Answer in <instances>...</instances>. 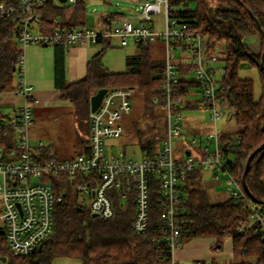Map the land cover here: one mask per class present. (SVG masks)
<instances>
[{
  "label": "built area",
  "instance_id": "obj_1",
  "mask_svg": "<svg viewBox=\"0 0 264 264\" xmlns=\"http://www.w3.org/2000/svg\"><path fill=\"white\" fill-rule=\"evenodd\" d=\"M46 1L0 0V18L14 17L18 21L16 41L23 50L15 68L16 88L13 92L24 97V104L13 112L7 124L0 120V132L8 136V145L0 146V224L9 251L15 255H28L50 238L55 205L63 198L66 183H69L96 217L113 219L116 216L115 194L118 193L123 201L130 200L134 211L131 228L137 236H144L150 230L151 198L152 192L156 191L162 210L153 242L169 257L170 264H179L175 252L183 241L181 185L187 174L198 166L210 172L217 184L226 183L228 197L234 203L245 200L249 214L240 222L239 231L253 227L254 231L263 232L264 238V206L248 196L243 176L233 172L234 157L241 150L242 135L239 132L224 134L215 125V130L204 133L199 142L196 137L190 140L184 158L175 159L173 153V137L182 134L178 121L190 91L198 89L200 97L196 102L211 110L214 124L228 113L219 89L225 66H215L222 59L218 45L215 52H210L209 36L198 31L190 19L180 17L178 12L183 7L172 5L170 0L142 1L137 23L122 18L117 24L110 20L93 28L56 26L51 30H35L34 23L39 27L37 6ZM159 13L164 15L162 30L156 28L153 20ZM114 37L119 38L122 45L131 40L136 45H148L159 38L164 42V67L160 74L164 94L162 98L154 96L153 101L165 113L167 133L163 138L157 136V151L144 153L142 158H134L124 150L118 154L107 152L105 141L108 138L132 135L118 119L131 112L135 90L114 86L107 88L99 107L90 110L89 149L86 152L66 159L40 154L29 138V129L34 123L33 109L40 103V98L26 80L24 47L37 43L87 45ZM181 65L185 68L183 75ZM182 76L195 84L186 94L179 92ZM38 147H43L42 141ZM187 150L190 154H186ZM45 175L50 176L48 181L43 180ZM35 178L40 180L33 181ZM52 179L59 181V192ZM191 264H203V261ZM249 264H258L257 256L251 257Z\"/></svg>",
  "mask_w": 264,
  "mask_h": 264
},
{
  "label": "trees",
  "instance_id": "obj_2",
  "mask_svg": "<svg viewBox=\"0 0 264 264\" xmlns=\"http://www.w3.org/2000/svg\"><path fill=\"white\" fill-rule=\"evenodd\" d=\"M241 1L243 3L239 0H170V3L182 6L178 15L190 19L198 31L209 36L210 52H215L218 44H222L226 51L225 58L221 59L225 72L219 79L220 95L225 99L224 108L240 125L237 132L242 135L241 150L234 157L233 172L243 176L249 155L259 148L245 178L253 196L264 201V35L261 31V27L264 29V0ZM87 3L88 0H74L62 5L61 2L56 4L53 0H47L37 6L40 27L47 30L59 24L86 25ZM121 15L124 13L110 12L102 20L106 22ZM55 18H60V22L57 23ZM17 22L14 17L0 18V95L16 88L15 68L23 52L16 41ZM247 35L261 37L263 50L260 54L250 50L245 42ZM99 42L103 47L88 61L85 78L74 83H67L65 80L63 45L55 46V85L61 96L70 99L74 105L90 114V99L98 89L114 86L133 88L149 106L148 110L151 109L152 98L155 95L162 98L164 94L160 79L164 57H153V43L137 44L139 51L127 56L126 70L112 71L102 61L103 53L111 43L104 38ZM244 62L257 67L260 72L262 95L258 100L254 95L253 80L239 76V68ZM180 71L183 75L184 66L181 65ZM193 85V82L182 76L179 92L186 94ZM0 120L7 124L9 119L0 117ZM137 138L143 154L157 151L159 142L155 139L142 135L140 130L137 131ZM7 145L8 136L0 132V146ZM88 149L89 145L86 150ZM204 174V170L198 166L187 174L181 185L184 218L182 238L215 237L221 241L225 237H231L234 256L239 259L237 264H249L253 256H257L258 264H264L263 232L254 231L253 227L239 231L240 222L246 220L249 214L245 200L239 203H234L229 197L212 200L203 183ZM54 185L59 192L57 179ZM114 197L116 216L113 219L96 217L79 199L77 192L66 183L65 194L55 205L52 233L43 243L42 250L37 249L28 255L11 253L0 224V256L7 257V264H51L58 256L79 258L83 264H148L140 258V252L136 250L139 247L144 258L151 255V264H159L162 260L170 264L169 257L153 242L162 210L157 192H152L150 230L144 236H137L132 231V202L121 200L118 193ZM256 203L264 206L262 202Z\"/></svg>",
  "mask_w": 264,
  "mask_h": 264
},
{
  "label": "rangeland",
  "instance_id": "obj_3",
  "mask_svg": "<svg viewBox=\"0 0 264 264\" xmlns=\"http://www.w3.org/2000/svg\"><path fill=\"white\" fill-rule=\"evenodd\" d=\"M56 4L60 3L59 0H53ZM74 0H67L62 3V5H67L72 3ZM144 0H88L87 3V25H91V21L96 19L99 13L104 11L122 12L125 15L133 16L132 14H138L141 2ZM91 14V16L89 15ZM164 15L159 13L153 17L155 21L156 28L162 30L164 27L163 23ZM151 23H154L153 21ZM114 24H117L114 22ZM33 27L38 30L39 27L34 23ZM35 46H43L40 43L32 44L24 47L25 56V74L26 78L29 71V49L35 48ZM51 46V45H48ZM93 47L95 51L100 50L103 46L100 43H95L88 45ZM45 48V47H44ZM222 50V47H220ZM225 50V49H224ZM263 50V46H262ZM139 51V47L131 40L129 44L122 45L118 42L116 38L112 39V44L106 47L105 52L102 56L103 63L112 71H124L126 70V59L128 55L135 54ZM164 42L162 38H159L152 44V55L154 58L160 59L164 57ZM224 51H222L223 53ZM262 52V51H261ZM42 57L44 53L41 54ZM217 67H224V62L222 60L215 63ZM220 74L217 77L220 78ZM239 76L242 78L252 79L254 82V95L258 100L262 95V83L260 80V72L257 67H253L247 62L242 63L239 68ZM135 90L132 97V110L129 114H123L118 119V122L123 125L125 129L132 132L129 137H119V138H108L106 142L107 152L112 151L113 153H120L121 151H126L129 155L134 158H142L143 152L140 147V143L136 141L137 131L140 130L142 135L150 137L159 142V138L166 136V117L161 106L153 101L151 109L148 107L143 100L139 92ZM156 96V95H155ZM200 95L198 89L195 88L189 92L187 99L196 101L199 99ZM3 110L0 108V113ZM44 121L40 118H36L35 124L29 129V138L34 140H42L44 143L42 150H49L51 156L58 159H66L75 157L79 155L82 151L81 149L89 141L90 137V115L87 111L80 108L78 105H73L72 107L59 108L57 110H52L49 113L42 115ZM179 125L181 127L182 134L175 135L173 137V153L175 159H182L185 157V150L190 145V140L199 138L203 133H208L217 127L219 132H233L240 129V125L237 123L235 117L226 113L223 117L219 118L214 124L211 119V110L200 105L194 107L193 104H184L180 117ZM216 125V127H215ZM32 138H31V136ZM225 134V133H224ZM137 138V139H136ZM199 145V144H198ZM41 149L38 151L40 152ZM50 176H43V180L48 181ZM39 178L33 179V181H39ZM55 181L54 179H52ZM0 181L2 177L0 176ZM50 182V181H49ZM264 183V178H263ZM74 189V188H73ZM75 190V189H74ZM76 191V190H75ZM209 194L214 201H218L229 196L227 191V185L225 182L217 184L213 189H209ZM1 208V200H0ZM191 237H187L189 239ZM200 240L205 239L210 242L209 253L204 258L203 264H230L231 254L233 250V241L231 237H225L221 241H218L215 237H198ZM139 240V239H136ZM214 245V248H212ZM220 246V247H217ZM136 250L140 252V258L145 260L148 264L152 263L151 255L146 253L148 248L145 250L147 258L143 257V252L140 248L136 247ZM150 256V259H148ZM0 264H7L3 261L0 256ZM159 264H167L164 260L160 261Z\"/></svg>",
  "mask_w": 264,
  "mask_h": 264
},
{
  "label": "crops",
  "instance_id": "obj_4",
  "mask_svg": "<svg viewBox=\"0 0 264 264\" xmlns=\"http://www.w3.org/2000/svg\"><path fill=\"white\" fill-rule=\"evenodd\" d=\"M110 12L113 11H104L99 13L98 15L96 14L97 18L91 21L92 22L91 25H87L88 19L86 17L85 19L86 25H77V26L90 27V28L100 26L105 23V21L103 22L102 17H105ZM138 12H139L138 14L135 15L132 14L133 16H128L124 14L117 17L116 19H109L107 21L112 20L115 23H119V21L122 18H127L137 23L140 18V9L138 10ZM89 15L91 16V14ZM55 19L57 20L56 21L57 23L60 22V18H55ZM59 26L61 25L59 24ZM39 28L43 30L40 27V22H39ZM47 30H51V29H47ZM114 38H111L109 40L111 44H112V39ZM116 39L118 40V42H120L119 38ZM245 42L253 53L255 54L261 53L262 39L259 35H247L245 37ZM98 43L102 44L101 42ZM91 44H95V43H90L87 45H75V46H68L66 44H63L62 47L64 51V71H65V80L67 83L78 82L83 78H85L87 74L88 61L92 58L93 55H95L99 51V50L95 51L93 47L88 46ZM55 46L56 45H51V46L43 45L41 46V48L39 46H35V48L29 49L28 51V55L30 59L28 65L29 71L26 80L29 84L33 85L36 94L40 98V103L36 105L33 109V113H34L33 124H35L36 118H40V120L44 121V119L41 118L42 115L49 113L52 110H57L59 108H64V107H72L74 105L70 99H64L61 96L59 89L55 85V71H56ZM220 47H222V50H220ZM222 51L224 52L222 53ZM218 52L222 59L225 58L226 51L224 50L222 44H218ZM42 53H44L43 57L41 55ZM189 99L187 103L189 102V104H193L194 107L196 105H199L196 101H192ZM23 104H24V97L21 94L13 91L4 92L2 95H0V108H2L3 110V112L0 113V117L9 119L12 116L13 112ZM238 130H235L233 132H237ZM233 132H221V133H233ZM40 141L42 140H34L32 138L30 140V143L33 145L34 148H36V150H39L41 149L40 147H38ZM87 147L88 144H86L85 147L81 149L82 151L79 154L86 152ZM40 152H41L40 154L44 156L51 155V152L49 150L41 149ZM204 172L205 174L203 177V183L205 187L208 190L213 189L215 186H217V183L212 179L210 172L208 171H204ZM200 239L201 238L198 237L183 239L180 248H178L175 252V259L179 264H191L192 262L197 260H201L204 263L205 256H207L208 254L210 255L209 248L211 246H210V242L206 241L205 239L203 240ZM212 248H214V245ZM231 259L232 260L230 261V264H237L239 261V259L235 258L233 250L231 254ZM216 263L218 264V262ZM51 264H83V261L75 257L58 256L53 259Z\"/></svg>",
  "mask_w": 264,
  "mask_h": 264
},
{
  "label": "water",
  "instance_id": "obj_5",
  "mask_svg": "<svg viewBox=\"0 0 264 264\" xmlns=\"http://www.w3.org/2000/svg\"><path fill=\"white\" fill-rule=\"evenodd\" d=\"M59 1H60L61 3H64V2H66L67 0H59ZM239 1L242 2L241 0H239ZM242 3H243V2H242ZM259 26H260V25H259ZM261 31H262V33H263V35H264V29H263L262 27H261ZM263 60H264V50H263V53H262V65L264 66V62H263ZM106 91H107V88H100V89L97 90V92H95V93L91 96V99H90V109H91V111H95V110L99 107V105L101 104V102H102V100H103V97H104ZM258 150H259V148L256 149L254 152H252V153L249 155L248 159H247V162H246V168H245V173H244V175H243V185H244V189H245L246 193L248 194V196H249L250 198H252V199H253L254 201H256V202L258 201V202H262V203H264V201H262V200H258V199H256V198L253 196V194L251 193V191H250V189H249V187H248V185H247L246 178H245L247 172L249 171L251 161H252L254 155L256 154V152H257ZM186 154H190V151L187 150V151H186ZM93 216H95V214H93ZM42 248H43V244H40L39 247H38V250L41 251ZM1 258H2L3 261H6V259H7L6 256H3V257H1Z\"/></svg>",
  "mask_w": 264,
  "mask_h": 264
}]
</instances>
